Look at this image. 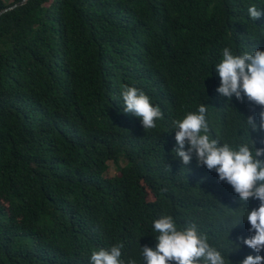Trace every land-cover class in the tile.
<instances>
[{
  "label": "trees",
  "instance_id": "1",
  "mask_svg": "<svg viewBox=\"0 0 264 264\" xmlns=\"http://www.w3.org/2000/svg\"><path fill=\"white\" fill-rule=\"evenodd\" d=\"M21 0H0V11ZM264 0H27L0 14V264H90L123 242L144 264L152 222L196 224L231 264L261 255L217 173L174 155V119L208 107L213 138L235 147L264 108L218 94L221 50L264 51ZM136 87L164 118L147 132L124 112ZM250 131L256 147L264 134ZM115 174L106 176L108 164Z\"/></svg>",
  "mask_w": 264,
  "mask_h": 264
},
{
  "label": "clouds",
  "instance_id": "2",
  "mask_svg": "<svg viewBox=\"0 0 264 264\" xmlns=\"http://www.w3.org/2000/svg\"><path fill=\"white\" fill-rule=\"evenodd\" d=\"M251 20H259L264 11L255 5L248 8ZM221 60L215 64L220 77L218 94L233 97L241 103L245 97L251 103L264 108V51L245 50L235 54L230 47L221 50ZM121 96L124 112L138 117L147 132L157 127V121L164 118L159 105H153L151 98L136 87L122 86ZM208 107L201 104L197 111L188 112L182 119L172 121L177 147L174 155L185 166L195 156L198 166L215 171L220 182H227L239 196L242 204L249 200L259 201V207L245 211L250 223V236L240 237L242 244L257 254L264 252V147H256L250 131L264 134V111L259 113V123L255 117L246 118L247 132L241 136L235 147L228 142L213 138L207 120ZM264 144V139L259 141ZM156 233L155 249L140 247L144 264H231L221 251L209 243L206 234L200 232L196 224L179 227L171 215H163L152 222ZM123 242L105 249L94 250L90 264H137L129 256L122 258ZM240 264H264V256H247Z\"/></svg>",
  "mask_w": 264,
  "mask_h": 264
},
{
  "label": "rangeland",
  "instance_id": "3",
  "mask_svg": "<svg viewBox=\"0 0 264 264\" xmlns=\"http://www.w3.org/2000/svg\"><path fill=\"white\" fill-rule=\"evenodd\" d=\"M6 2H8V0H5ZM115 174V169H114V166L111 164V163H109L108 164V169H107V172H106V176H112V175H114Z\"/></svg>",
  "mask_w": 264,
  "mask_h": 264
},
{
  "label": "water",
  "instance_id": "4",
  "mask_svg": "<svg viewBox=\"0 0 264 264\" xmlns=\"http://www.w3.org/2000/svg\"><path fill=\"white\" fill-rule=\"evenodd\" d=\"M26 1H27V0H21V1L18 2L17 4H14V5L9 6V7L5 8V9L1 10V11H0V14L3 13V12H5V11H7V10H10V9H12V8H14V7L18 6V5H22V4H24Z\"/></svg>",
  "mask_w": 264,
  "mask_h": 264
}]
</instances>
